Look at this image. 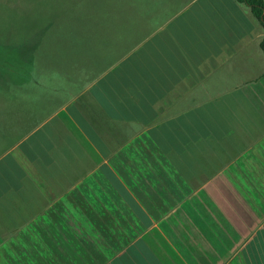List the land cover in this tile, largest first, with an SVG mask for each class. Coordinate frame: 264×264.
I'll return each mask as SVG.
<instances>
[{
	"label": "crops",
	"instance_id": "1",
	"mask_svg": "<svg viewBox=\"0 0 264 264\" xmlns=\"http://www.w3.org/2000/svg\"><path fill=\"white\" fill-rule=\"evenodd\" d=\"M148 14L80 94L0 123V264H264V29L238 0Z\"/></svg>",
	"mask_w": 264,
	"mask_h": 264
},
{
	"label": "rangeland",
	"instance_id": "2",
	"mask_svg": "<svg viewBox=\"0 0 264 264\" xmlns=\"http://www.w3.org/2000/svg\"><path fill=\"white\" fill-rule=\"evenodd\" d=\"M98 3L100 7L93 6ZM183 3L184 0H136V2L135 0H0V46L4 47V52L0 51V73L4 69L21 68L24 64L22 59L25 58L19 60L16 53L6 56L13 51V47H17L24 41L33 43L40 38L43 50L33 53V59L56 66V77H37L39 71L33 68L30 72L33 78L31 82L33 95L30 98L33 102L38 100V106L42 107L44 104L48 105L43 100L44 96H48L49 104L52 106L55 102L53 97L58 93L55 98L59 99L60 106L80 94L78 92L84 89L82 80H86L87 75L92 77L98 75L96 69H98L99 59L108 57L113 49L122 48L121 43L131 33L143 31V34H147L148 31L140 30L139 25L142 24L145 28L149 18H154L153 14H148L149 10H153L157 5L162 8L173 6L177 10ZM104 14L106 16H103ZM95 18L96 20L104 18V24L86 23V20ZM100 25L104 26L105 34L101 33ZM84 29L90 30L89 38H84L82 34ZM41 33L44 35L41 36ZM124 35L126 38H122ZM132 37L129 38L130 41L138 40ZM111 53L112 56L115 55L114 52ZM4 62L6 64L1 65ZM110 62L112 60L108 63L111 64ZM88 64L93 66L90 67L93 72L79 70ZM68 75L70 77L75 75V78L68 80ZM13 94H15L14 91L11 92L9 89L7 92L6 87L0 83L1 125L3 128L6 126L14 129L18 126H34L35 122L32 120L35 118V113L28 114L27 99L18 100ZM24 106L26 109L23 111L21 109ZM10 107L14 108L13 113L18 110L12 118L13 121L10 120L8 110ZM24 112H26L25 115ZM20 113L23 117L19 116Z\"/></svg>",
	"mask_w": 264,
	"mask_h": 264
},
{
	"label": "trees",
	"instance_id": "3",
	"mask_svg": "<svg viewBox=\"0 0 264 264\" xmlns=\"http://www.w3.org/2000/svg\"><path fill=\"white\" fill-rule=\"evenodd\" d=\"M121 1H125V0H121ZM136 2V0H135ZM239 3L244 4L246 6H248L253 15L258 19V21L261 23L263 29H264V0H238ZM140 3V2H139ZM93 6L95 7H100V4H93ZM103 16H106L105 14ZM87 17H85L86 19ZM91 18V17H90ZM88 19V18H87ZM96 23L98 22L99 24H104L105 20L100 19V20H96L95 19H90V20H86V23ZM88 24V26L90 25ZM102 26V25H100ZM102 31L101 33H106L104 26L101 27ZM104 28V29H103ZM71 34H74V31L71 32ZM82 34H84V38H89V34H90V30L88 29H84L82 31ZM41 36L42 33L40 34ZM83 36V35H82ZM137 38V37H136ZM138 42H128L125 43L124 41L121 43L122 48L118 49L116 48V50L114 51L115 55L111 56L112 62H110L111 64H109L108 62L110 60L107 59V57H103L101 59L98 60L99 64H98V69H96V71L98 72L97 76H100L102 73H104L108 68H110L111 66H113V64H115L116 62H118L123 56H125L127 53H129L134 46L137 45ZM3 45L0 46V51L4 52V47H2ZM263 52H264V38L261 41L260 44ZM43 50V47L41 48V39L39 38L38 41H34L33 43H26L25 41L19 45H17V47H13L12 48V52L7 54L6 56L9 57L11 56L13 53H16L19 56V60L22 58L24 61V64H22L21 68H17V69H4L3 67V72L0 73V83L2 86L6 87V91L9 92V89L12 91H14L15 94H13L16 98H18V100H29L31 99L30 97L33 95L31 94V90H32V85L31 82L33 80V78L30 75V72H32L33 68H37L39 73L36 75L37 77H48V78H53L56 77L55 73H56V66H54L52 63L48 64V63H44L43 61L37 62L33 59V53H37L39 52V50ZM6 54V53H5ZM105 58V59H104ZM51 61V60H50ZM6 63H2L1 65H5ZM106 64H109L108 66H105ZM91 65L89 66H85L79 70H90V72L93 70L90 69ZM93 67V66H92ZM91 67V68H92ZM95 71V72H96ZM97 76H91V75H87V79L82 80V85L85 86L87 84H89L91 81L95 80V78ZM68 80H70V78L74 79V77L70 75L67 76ZM91 79H90V78ZM77 79V78H76ZM53 80V79H51ZM58 93L55 94V97L57 96ZM53 97L54 99V104L52 105V112L56 111L60 106L58 105V99Z\"/></svg>",
	"mask_w": 264,
	"mask_h": 264
}]
</instances>
